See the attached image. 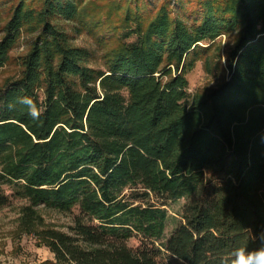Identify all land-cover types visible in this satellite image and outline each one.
<instances>
[{
	"label": "trees",
	"instance_id": "1",
	"mask_svg": "<svg viewBox=\"0 0 264 264\" xmlns=\"http://www.w3.org/2000/svg\"><path fill=\"white\" fill-rule=\"evenodd\" d=\"M141 1L102 67L61 24L81 0H16L1 28L0 69L31 37L0 86V207L80 212L71 234L43 232L51 264H227L264 243V0H196L186 16ZM229 34L222 81L190 94L186 73Z\"/></svg>",
	"mask_w": 264,
	"mask_h": 264
},
{
	"label": "rangeland",
	"instance_id": "2",
	"mask_svg": "<svg viewBox=\"0 0 264 264\" xmlns=\"http://www.w3.org/2000/svg\"><path fill=\"white\" fill-rule=\"evenodd\" d=\"M165 1H141L140 10L144 14H152L155 6ZM174 1L170 0L171 6ZM133 2L134 0H81L78 19L74 22L61 23L73 38V45L85 47L91 52L92 66H104L110 52L125 40L126 28L132 26V23L124 22V13L129 7L132 12L135 10ZM178 2L181 3L178 10L180 16H186L197 9L196 0H178ZM15 3L16 0H0V38L1 28L8 19L9 7ZM149 8L152 10L149 11ZM30 37L25 35L19 40L18 45L11 52L10 61L0 69V86L19 74L21 68L17 58L28 51ZM234 39L235 34L222 35L214 41L205 54L200 55L194 67L186 73L190 94L202 93L222 81L226 74L227 51ZM7 193L11 194L10 189H7ZM183 204V199L166 203L168 220L165 238L179 224ZM28 208L34 212L32 221H29ZM79 215L78 208L61 211L43 204L32 206L27 198L12 196L7 205L0 207V264H51L54 255L48 247L43 232L56 230L71 234L74 220ZM127 244L136 246L138 243L137 240L130 239ZM163 264L182 263L168 258Z\"/></svg>",
	"mask_w": 264,
	"mask_h": 264
},
{
	"label": "clouds",
	"instance_id": "3",
	"mask_svg": "<svg viewBox=\"0 0 264 264\" xmlns=\"http://www.w3.org/2000/svg\"><path fill=\"white\" fill-rule=\"evenodd\" d=\"M264 241V234L261 235ZM227 264H264V243L256 249L237 248L227 255Z\"/></svg>",
	"mask_w": 264,
	"mask_h": 264
}]
</instances>
